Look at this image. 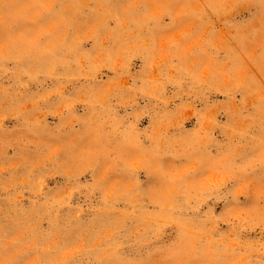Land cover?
Masks as SVG:
<instances>
[{"label": "rangeland", "instance_id": "rangeland-1", "mask_svg": "<svg viewBox=\"0 0 264 264\" xmlns=\"http://www.w3.org/2000/svg\"><path fill=\"white\" fill-rule=\"evenodd\" d=\"M0 264H264V0H0Z\"/></svg>", "mask_w": 264, "mask_h": 264}]
</instances>
